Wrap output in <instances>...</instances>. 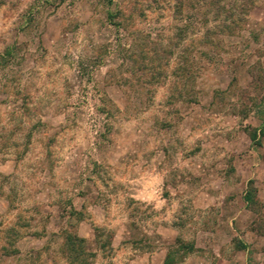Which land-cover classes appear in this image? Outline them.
<instances>
[{
	"label": "rangeland",
	"instance_id": "rangeland-1",
	"mask_svg": "<svg viewBox=\"0 0 264 264\" xmlns=\"http://www.w3.org/2000/svg\"><path fill=\"white\" fill-rule=\"evenodd\" d=\"M261 128L264 0H0V264H264Z\"/></svg>",
	"mask_w": 264,
	"mask_h": 264
},
{
	"label": "trees",
	"instance_id": "trees-1",
	"mask_svg": "<svg viewBox=\"0 0 264 264\" xmlns=\"http://www.w3.org/2000/svg\"><path fill=\"white\" fill-rule=\"evenodd\" d=\"M263 132H264V129L261 128L260 133H263ZM249 136L252 140L255 139V136H256L255 129L250 133ZM255 142L259 143L258 139H256ZM252 197H253V189L251 188V189L245 190V193L243 195L244 200L246 202L252 201ZM176 240H177V247L173 250H171V249L167 250L164 261H163L164 264H170V262L172 261V258H173L172 253L174 251H181V253H182V252L191 251L194 248L193 242H185L182 239H178V238H176ZM72 242H73V240L70 237V235H67V243L72 245Z\"/></svg>",
	"mask_w": 264,
	"mask_h": 264
}]
</instances>
